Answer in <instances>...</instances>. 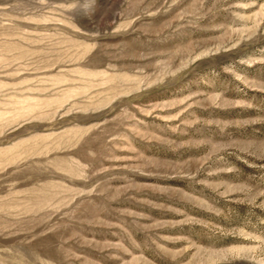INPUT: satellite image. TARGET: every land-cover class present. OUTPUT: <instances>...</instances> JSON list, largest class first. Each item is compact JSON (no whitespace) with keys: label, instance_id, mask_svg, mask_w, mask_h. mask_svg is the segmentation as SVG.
Here are the masks:
<instances>
[{"label":"rangeland","instance_id":"374dc122","mask_svg":"<svg viewBox=\"0 0 264 264\" xmlns=\"http://www.w3.org/2000/svg\"><path fill=\"white\" fill-rule=\"evenodd\" d=\"M0 264H264V0H0Z\"/></svg>","mask_w":264,"mask_h":264}]
</instances>
